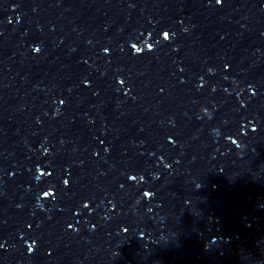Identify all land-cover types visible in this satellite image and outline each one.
Instances as JSON below:
<instances>
[{"label": "snow or ice", "instance_id": "obj_1", "mask_svg": "<svg viewBox=\"0 0 264 264\" xmlns=\"http://www.w3.org/2000/svg\"><path fill=\"white\" fill-rule=\"evenodd\" d=\"M165 38H169L167 34L165 35ZM133 47L135 48L136 46L134 45ZM149 47H150V45H149ZM136 50H137L138 52L141 51V49H136ZM65 183H67V181H65ZM44 196H49V192H45V193H44Z\"/></svg>", "mask_w": 264, "mask_h": 264}, {"label": "clouds", "instance_id": "obj_2", "mask_svg": "<svg viewBox=\"0 0 264 264\" xmlns=\"http://www.w3.org/2000/svg\"><path fill=\"white\" fill-rule=\"evenodd\" d=\"M217 3H220V0H217ZM168 35V37L170 38V34L167 32V31H165L164 33H163V36H165V35ZM168 38V39H169ZM37 51H39V49H36ZM205 111H207L206 109H204ZM30 251H31V249H30Z\"/></svg>", "mask_w": 264, "mask_h": 264}]
</instances>
